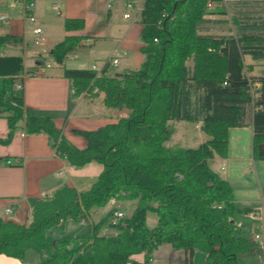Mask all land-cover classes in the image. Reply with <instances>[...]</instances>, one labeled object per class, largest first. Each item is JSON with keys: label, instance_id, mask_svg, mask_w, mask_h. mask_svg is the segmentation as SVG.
I'll return each mask as SVG.
<instances>
[{"label": "trees", "instance_id": "obj_1", "mask_svg": "<svg viewBox=\"0 0 264 264\" xmlns=\"http://www.w3.org/2000/svg\"><path fill=\"white\" fill-rule=\"evenodd\" d=\"M218 0H144L141 13V52L138 70L100 76L82 69H65L78 97L96 89L105 94L104 105L128 111V117L95 131L80 132L87 147L69 142L48 115H33L24 104L20 56L0 54V117L7 119L10 135L46 134L56 154L75 168L96 162L103 169L90 188L78 192L62 186L53 197L40 200L32 222L17 224L0 218V255L25 260L35 251L39 264H140L164 244L205 255L204 264H249L244 257L262 242L243 235L239 215H251L264 225L263 209L236 204L230 183L213 169L214 159L228 152L229 132L253 128V156L264 161V76L249 75L245 55L264 60V4L260 14H248L240 31L223 36L202 35L201 26ZM240 24V23H239ZM248 26L258 30L247 33ZM66 31L83 30L85 21L65 20ZM245 29V30H244ZM82 37L67 36L54 50L63 62ZM20 40L0 36V51ZM260 83V88L254 84ZM201 123L209 139L194 148L171 146L173 123ZM9 139V138H8ZM8 141V140H6ZM115 201L112 209L92 224L87 237L52 238L46 232L63 227L68 219H88L94 208ZM134 204L115 225L110 218L120 205ZM122 212V211H121ZM156 215L154 227L148 214ZM107 232L102 233L103 230Z\"/></svg>", "mask_w": 264, "mask_h": 264}, {"label": "crops", "instance_id": "obj_2", "mask_svg": "<svg viewBox=\"0 0 264 264\" xmlns=\"http://www.w3.org/2000/svg\"><path fill=\"white\" fill-rule=\"evenodd\" d=\"M33 1L34 14L49 41L52 67L45 73L36 74L38 70L36 62L39 58L36 49L32 46V27L25 20L23 0H0V16H7V20L0 21V36L20 40L18 44H7L2 50L4 55L20 56L23 59L24 70L21 77L28 76L23 82L22 90L26 108L33 115L51 116L56 128L64 137L77 148L84 149L87 147V141L80 132L95 131L106 125L116 124L122 118L128 117V111L107 108L104 105L105 94L99 91L74 96L72 81L65 77L64 71L65 69L90 70L92 65L102 68L104 63L116 53L119 54V63L108 65L110 74L138 70L145 60L141 52L142 24L124 18V15L129 13L126 4L131 0ZM55 4L60 6V10ZM262 4L264 0H227L226 6L221 2L210 11L212 18L207 15L208 18L206 17V22L201 26L200 33L223 36L233 34L236 30L240 31V25L243 23L241 17L260 14L263 11ZM73 19L84 20L85 28L66 31L65 20ZM262 26L259 32L264 34V24ZM256 30H258L256 27L248 26L245 31L251 33ZM67 36H80L82 40L70 50L61 63L54 58V50ZM86 41L90 44L86 45ZM102 46L105 48L107 46L105 53L101 50ZM84 47L94 48L87 53ZM69 54L73 59L68 58ZM68 60L73 62L69 67L65 64ZM244 62L250 66V76L256 78L264 76V60H255L251 55H245ZM85 64L87 66H83ZM119 66L122 69L117 71L115 68ZM32 73L33 75H30ZM248 123L250 125L230 130L227 156L224 158L217 156L214 159L213 169L232 186L236 204L241 207H258L260 206L258 203L264 198V161L254 159L253 128L250 118ZM193 125L197 126L195 128L201 133L195 135L193 139L197 147L209 137L206 134L204 136L201 131V123ZM9 135L7 119L0 117V218L2 219L17 224L26 223L35 205L42 200L40 198L42 192L49 190L55 192L62 186L74 188L78 192L86 191L92 185V179H89L91 172L93 176L98 177L103 169L102 165L96 162L82 168L71 166L68 161L56 154L46 134L29 135L23 130H17L12 136ZM175 135L176 130L170 141L171 146L180 143L179 140L173 143V139H176ZM91 165H96L92 166L95 167L94 170L88 169ZM84 177H88V181L84 180ZM7 207H11L13 212L4 217V210ZM116 207L119 206L110 203L108 213ZM117 210L124 212L123 209ZM88 217L91 220L90 215ZM91 222L94 223L93 220ZM255 222L256 220L252 224ZM28 253L24 261L0 255V264H39V261H35L33 256L30 258L31 254ZM187 254L185 251L175 250L171 245L164 244L155 251L150 262L146 263L144 253L133 256V259L140 264H152L153 258L156 261L163 258L166 264H186ZM196 255L197 252L193 254V264Z\"/></svg>", "mask_w": 264, "mask_h": 264}, {"label": "rangeland", "instance_id": "obj_3", "mask_svg": "<svg viewBox=\"0 0 264 264\" xmlns=\"http://www.w3.org/2000/svg\"><path fill=\"white\" fill-rule=\"evenodd\" d=\"M221 3V1L217 2V5H219ZM220 10V9H218ZM87 53L91 52V50L94 47H89V49L87 47H84ZM87 48V49H86ZM107 48V46H106ZM106 48L105 46H102V51H104V53L106 52ZM77 57H79V55L77 54ZM66 66L69 67L71 64H73V62H70V60L66 61ZM83 66H87L86 64ZM98 66H100V64H98ZM117 71H120L122 68L121 66L115 68ZM174 128L176 130V139H173V143H177L179 140V144L182 147L185 148H194L196 147L195 143L196 141H194L193 139H195V135L197 134H201L195 127V125L190 124L188 122H175L173 123ZM205 136V134H204ZM208 139V137H205ZM98 165V164H97ZM92 166H96V165H91L88 169L89 170H94L95 167ZM85 172V171H84ZM85 174V173H84ZM85 176V175H83ZM91 177L89 179H92L91 183H93L96 180V176H93V173L91 172ZM84 180L88 181V177H84ZM258 184V183H257ZM258 187L260 188L259 184ZM111 203H117L115 201H112ZM117 205V204H116ZM258 205L260 206H256L257 208H261L263 209V213H264V203L262 204V200H260V203H258ZM124 211L125 214H131L133 209H134V204H127V205H120ZM109 210V205L106 207H101V208H94L91 213H90V217L91 220H93V222H98L99 220H101L103 217H105V215L108 213ZM31 217V215H30ZM28 217V218H30ZM32 218V217H31ZM91 220L88 218V223L86 225H83L78 221H75L73 219H68L65 221V223L63 224V227H53L51 229H49L46 232V235L52 238H60V237H65V236H77V237H87L89 235H91L92 233V222ZM255 223H260L261 218L260 219H256L251 215H239L238 216V224L239 226L242 228L243 230V235L247 236L250 238V236L252 235L251 232V225L252 222L255 221ZM157 222V217L156 215L149 213L148 214V224L150 227H154L156 225ZM262 226V230L264 232V225L261 224ZM107 232V230H103L102 233ZM28 254L30 258H33L36 260H38L40 262L39 256L35 251H29ZM155 254V253H154ZM153 254V256H154ZM33 256V257H32ZM204 257L205 255L203 253L197 252L196 258L194 259V264H203L204 263ZM32 260V259H31ZM165 259H158L157 261L153 258V263L152 264H166V262L164 261ZM244 261L246 263L249 264H264V246H260L258 249H256L254 251L253 254L251 255H247L244 257Z\"/></svg>", "mask_w": 264, "mask_h": 264}, {"label": "built area", "instance_id": "obj_4", "mask_svg": "<svg viewBox=\"0 0 264 264\" xmlns=\"http://www.w3.org/2000/svg\"><path fill=\"white\" fill-rule=\"evenodd\" d=\"M221 1L225 6L227 5V0H218V2ZM23 5H24V11H25V20L26 22L32 27V46L36 49L37 51V57L39 58L38 61L36 62V67H38V70L36 71V74H42L45 73V71L52 67V62L50 59V47H49V41L44 35V30L41 26L38 24V19L36 18L34 14V9H35V3L33 0H23ZM217 5V2L210 1L207 4V8L209 11L215 9ZM55 7L60 10V6L58 4H55ZM126 7L129 11V13H126L124 15V18L130 19L135 22L141 23V13L144 10V0H131L127 2ZM60 14V12H58ZM209 17L212 18V15L210 14ZM7 20V16H0V21ZM90 42L86 41V45H89ZM0 54L3 56L4 52L3 50L0 51ZM69 59H73V56L71 54L68 55ZM119 59H118V54H115L111 56L102 66V68H98L95 65L91 66V71L96 72L98 76H100L103 72V70L108 66V65H118ZM30 75H33L30 74ZM28 76H23L20 81H18L15 84V89L17 91L23 90V82ZM261 84L260 83H255L254 87L255 88H260ZM75 93V91H74ZM11 162H8L10 164ZM54 195V191H44L41 193V199H47L51 198ZM264 203V198H262V204ZM13 212V209L11 207H7L4 210V217H7L11 215ZM124 217V213L121 211H115L110 218V224L115 225L117 221L121 218ZM32 222L31 217L27 219L26 225H30ZM81 223L83 225L88 223V219H82ZM261 224L263 223H253L251 225V238L254 241H261L263 246H264V232L262 230Z\"/></svg>", "mask_w": 264, "mask_h": 264}, {"label": "bare ground", "instance_id": "obj_5", "mask_svg": "<svg viewBox=\"0 0 264 264\" xmlns=\"http://www.w3.org/2000/svg\"><path fill=\"white\" fill-rule=\"evenodd\" d=\"M232 4V3H231ZM208 18V17H207ZM209 20V19H208ZM116 54H118V53H116ZM119 55V54H118ZM108 67V66H107ZM95 91H98L97 89L95 90ZM29 219V218H28ZM32 219V218H31ZM251 238V237H250ZM251 240H252V238H251ZM254 241V240H253ZM261 242V241H260Z\"/></svg>", "mask_w": 264, "mask_h": 264}]
</instances>
